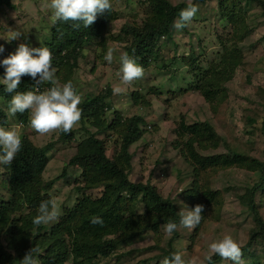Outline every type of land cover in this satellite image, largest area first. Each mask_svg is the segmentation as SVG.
<instances>
[{"label":"rangeland","instance_id":"1","mask_svg":"<svg viewBox=\"0 0 264 264\" xmlns=\"http://www.w3.org/2000/svg\"><path fill=\"white\" fill-rule=\"evenodd\" d=\"M170 1L173 4L186 3L183 9L195 5L198 10L185 27H174L179 21L177 17L171 34L156 39L154 44L158 50L149 57L151 66L141 77L127 83L121 78L120 56L128 53L126 47L132 40V35H127L124 27L142 26L150 16L152 4L149 0H110L117 18L108 23L100 37L86 41L76 58L53 65L56 69V83L53 85L62 87L71 82L81 96V104L86 98L108 95L106 100L112 108L106 109L103 117L109 122L120 115L123 126L112 130V135L100 137L106 140L108 156L118 157V163L128 171L130 181L151 183L163 197L173 200L180 217L187 209L204 205L200 224L188 228L179 223L175 230L178 236L173 243L174 253H182L186 260L203 259L211 241L230 234L243 246L251 240L255 230L261 229V223L249 207V191L262 176L254 167L255 160L264 161V0ZM50 5L51 0H0V45L4 48L0 60L14 53L20 44L48 47L56 62L66 55L65 51L59 54L52 51L53 28L58 21L53 22L54 10ZM225 11L231 15L223 14ZM13 31H19L21 35L9 41ZM109 48L114 50L112 63L104 60ZM135 60L141 65L140 58ZM216 66L221 68L217 79L223 94L209 102L200 93V87L209 85L207 72ZM4 72L5 68L0 66V77ZM137 97L145 99L146 103L142 104V100L136 103ZM11 98L0 94V109L7 114L8 120L6 126L0 127L13 129L21 137L26 134L40 148L52 144L47 152L49 163L42 176L52 185L42 194L55 203L58 216L48 224L36 226L33 219L39 214L40 206H30L20 200V207L16 204L15 209L9 210L11 221L6 224L9 234L13 233L12 226H16V232L21 228V237L18 238L21 242H9L20 245V248L16 250L11 244L9 246L4 236L1 244L16 264H22L30 251L36 264H42L41 254L46 251L47 241L54 236L53 230L61 231L62 238L59 239L66 248L82 243V231L70 227L79 225V220L74 221L76 214L81 216V211L91 201L101 197L103 182L112 185L115 178L121 177L108 173L100 175L96 186L93 180L96 174L92 177L89 170L84 172L83 167L69 163L77 153L76 146L90 136L89 131L96 132V127L80 120L72 129L75 132L73 142L64 143L60 141V129L41 134L30 123L20 124L18 113L13 115L9 111ZM28 114L30 120V111ZM133 115L144 117V123L140 125L144 133L126 153L125 123ZM182 121L188 125L207 123L216 133V138L205 141V145L196 144L199 160L186 154V142L191 135L183 134ZM205 157L219 158L222 164L204 166ZM236 157L242 162L236 161ZM226 159L234 160V163L226 165ZM118 190L116 192L123 201L116 200L117 205L123 208L133 205L136 215L143 219L151 212V200L146 192L140 190L134 205L129 203L128 194ZM191 194L195 197L191 198ZM10 196V174L7 165H0V200L8 201ZM255 197L264 224V187ZM129 215V211L121 214L120 220ZM166 224L162 222L157 232L150 228L121 240L114 251L98 255L92 262H162L164 253L160 247L167 248L168 241L175 235V232L172 235L165 232ZM122 236L118 232L104 239ZM87 245L93 249L92 245ZM157 255L159 257H155ZM65 264H73V256ZM216 264L235 262L220 258ZM240 264H264V236L253 238V244L244 253Z\"/></svg>","mask_w":264,"mask_h":264},{"label":"trees","instance_id":"2","mask_svg":"<svg viewBox=\"0 0 264 264\" xmlns=\"http://www.w3.org/2000/svg\"><path fill=\"white\" fill-rule=\"evenodd\" d=\"M149 1L152 4V8L150 16L144 21V24L140 27H124L125 33L127 35H132L131 43L126 47V51H128L127 54L134 59L140 58L141 66L144 68V71L151 66L149 57L158 50L154 44L156 39L171 34V27L175 18L179 17L180 11L186 6L184 2L173 4L170 0ZM223 14L228 17L231 15L229 11H225ZM117 16L116 12H112L111 7L109 11L98 14L94 23L88 27H84L82 23H80L79 27H74V24L78 22L58 21L53 28L54 42L52 43V51L56 52V54L65 51L66 55L58 62L53 59V65H60L64 60L71 57L76 58V54L79 53L78 50H82L83 44L86 41L100 37L102 30L107 27L109 22L115 20ZM217 66L214 68L211 67L207 72L208 80L206 81H209V85L203 84L200 87V93L209 102L215 101L218 96L221 97L223 94L217 79V72L221 68H217ZM35 85L36 81L30 76L25 75L22 76L20 85L16 91H35ZM39 86L43 91L45 87L51 88L54 85L45 81ZM73 87L76 88L75 86ZM0 94L9 98L16 93L10 94L5 92L4 85L0 84ZM107 98L108 95L100 94L89 100H86L87 98L84 99L82 104L79 105L82 111L81 120L83 123L85 125L88 123L96 127L97 131H89L90 136L80 141L76 146L77 153L72 157L69 163L83 167L84 172L85 169L89 170L92 177L96 174V176L93 177L96 186L97 178L100 177V175L103 176L108 173L112 176L116 174L120 175L121 178H115L112 185L111 182H103L102 185H104V190L101 193V197L91 201L88 207L81 211V216H78L76 213V217L75 215H71L72 218L75 217L74 221L79 220V225H70V227L73 230L82 231V243L72 244L70 248H66L65 243L59 239L61 231L53 230L52 235L54 234V236L47 241V244H45L46 251L41 254L42 257L40 259L42 260V264H65L70 256H73V264H95L92 262L94 258L98 255L109 254L114 251L121 240L130 239L135 233L143 232L150 228L157 232L162 222L168 223L170 221H175L177 225L179 224L180 215L176 204L171 198L163 197L151 183H134L130 181L127 176L128 171L120 167L121 165L118 163V157L111 158L108 156L106 140L105 138H101L100 135H112V130H117V128L122 127L123 123L121 124V116L118 115L116 111H114V113L118 115L116 118L111 119L109 122L104 119L103 113H105L106 109L109 110L112 108L111 103L106 100ZM141 100L142 99L139 97L135 98L136 103H140ZM141 103H146L145 99H143ZM28 113L29 111H25L23 114L18 113L21 119L20 124L28 125L30 123ZM7 123V114L0 109V126H6ZM143 123L144 117L141 115H133L130 120L125 123L126 134L124 137V151L126 150V153L129 150L128 147L143 136L144 131L140 127ZM180 128H182L183 134L187 133L191 135L186 142V154L192 159L199 160L196 144L205 145V141L214 140V138H216L214 129L207 123L188 125L182 121ZM74 133L73 130L68 133L62 131L60 141L64 143L71 141L74 138ZM21 138V151L17 154L12 164L7 165L10 174L11 196L8 201L0 200V264H16V260H13L10 253H8L7 249L1 244L2 236H4V240L9 246L11 244L9 243L10 241H20L18 238L21 237V228H18L16 232V226H12L13 233L9 234V231H7L6 224L11 221L8 213L9 210L12 208L15 209L17 205L20 207V204H22L18 203L20 200L30 206H40L41 202L47 200L42 192H47L52 185V183L44 181L42 177L49 163L47 152L52 144L48 143L45 147L40 148L36 146L26 134ZM71 142H73V140ZM236 161L239 163L242 162L238 157H236ZM255 161L257 164L254 167L261 171L262 176L260 182L255 184L249 191V207L254 212L256 219L261 223V229L255 230L251 240L246 245L241 246L242 257L252 246L253 238L260 235L264 236L263 219L257 208L255 197L258 191L264 187V161L258 159ZM220 163V159L215 157H205L202 162L204 166H216ZM224 163L226 165L232 164L234 160L230 161L226 159ZM64 171L65 169L62 174ZM65 175L66 174H64V176ZM134 188L138 189L133 190ZM117 190L128 194L130 197L129 200H131L129 203L133 202V204L135 203V196L141 192L140 190L146 192L145 194H147L151 200L149 208L151 212L143 219L136 215L134 209H132L133 205L128 204L125 208L117 205L116 200L123 201V198L116 192ZM115 193L116 196L114 195ZM190 196L194 198L195 194H191ZM105 205L106 208H104ZM79 208L80 205L76 207V210H79ZM127 211L130 212V215L128 217H121L122 220H120L121 214ZM93 217H101L103 219V224H93L91 222ZM25 225L26 224H24V226ZM63 230H66V228L64 227ZM118 232L123 235L121 238L104 239L107 235ZM177 236L178 233L175 232L174 237L168 241L167 248L160 247L164 253V258L174 253L173 243ZM87 244L92 245L93 249L90 250ZM11 246H14L16 250L20 248V245H15L14 243H12ZM157 246L158 245H156V247ZM155 257H159V255ZM220 258L221 257L218 255L214 256L213 264H216ZM158 264H162V262Z\"/></svg>","mask_w":264,"mask_h":264},{"label":"clouds","instance_id":"3","mask_svg":"<svg viewBox=\"0 0 264 264\" xmlns=\"http://www.w3.org/2000/svg\"><path fill=\"white\" fill-rule=\"evenodd\" d=\"M53 12V22L73 21L78 22L74 27H79L80 23L88 27L94 23L98 14H103L111 9L110 0H51ZM197 7L191 5L180 11L179 21L174 24L176 28H183L186 22H190L197 12ZM21 33L11 32L8 40L17 39ZM3 45H0V53H3ZM113 49L109 48L104 55V60L112 63ZM122 74L124 82H131L141 77L144 68L128 54L120 56ZM0 66L5 68L4 75L0 77V84L4 85L7 93H16L12 96L9 104V111L15 115L30 111V125L38 133L44 134L51 130L60 129L65 133L70 132L81 120L82 111L81 96L77 93L71 82L61 86H53L38 90L42 82L56 83V69L53 67V55L48 47H29L20 44L17 50L0 60ZM28 75L36 81L35 91L17 92L22 76ZM46 88V87H45ZM37 89V90H36ZM22 149V138L17 131L0 127V165H11L17 154ZM204 205L197 204L193 209L181 213L179 223L188 228H194L202 220ZM58 216L55 203L51 200L41 202L39 214L34 217L33 224L40 226L48 224ZM93 224H103L101 217H93ZM175 221L168 222L164 230L168 235H172L177 229ZM220 256L227 260L240 264L242 249L240 243L230 234L223 235L222 238L211 241L208 244L207 254L203 259L196 257L186 260L180 252L172 253L165 257L162 264H213V257ZM22 264H36L31 251L25 255Z\"/></svg>","mask_w":264,"mask_h":264},{"label":"built area","instance_id":"4","mask_svg":"<svg viewBox=\"0 0 264 264\" xmlns=\"http://www.w3.org/2000/svg\"><path fill=\"white\" fill-rule=\"evenodd\" d=\"M41 89H42V88H41L40 86H38V90H39L40 92H42ZM45 89H47V87H46ZM36 90H37V89H36Z\"/></svg>","mask_w":264,"mask_h":264}]
</instances>
